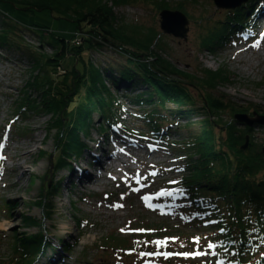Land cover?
Returning <instances> with one entry per match:
<instances>
[{"label":"rangeland","instance_id":"1","mask_svg":"<svg viewBox=\"0 0 264 264\" xmlns=\"http://www.w3.org/2000/svg\"><path fill=\"white\" fill-rule=\"evenodd\" d=\"M98 1H102L104 6L111 10L114 29L124 31V33L120 32L122 35L135 36L140 40L142 36L148 37V35L153 33L155 38L150 43L152 48L151 53L161 55V58L168 60L176 70H186L194 74L197 71L195 67L198 65L204 70H220L219 68L221 67L225 68V73H229L230 75H228L230 78L229 82L227 79L224 80L222 85L218 86L211 95L221 98L226 103L229 102V104L233 105L234 109L240 107L246 111L242 115L251 116V114L255 113L264 117V51L262 55L254 56L250 60L247 59L246 55L240 54L238 55L239 59L235 62L234 56L230 55L232 50L229 47V43L221 45L219 49H213L211 52H203L199 49L200 36L208 35L213 27L218 28L227 38L234 39L237 37L238 34H229V23H226L227 17L229 16V19L232 18L231 12L240 9L244 10V4L234 10H227L216 6L212 0ZM159 1L165 5L164 9H157L155 6ZM16 7L19 9V5H16ZM16 7L13 4L0 5V22L5 21L9 25L17 26V20L25 21L24 18H27L26 14L18 11ZM166 10L179 12L187 19L185 40L163 34L160 31V14ZM40 14H35V17H39ZM223 24H225V27H220ZM233 26L235 24L230 25L231 28ZM50 28L58 37L64 39L76 37V39L71 41L72 44L75 41H81L82 32L75 33L73 24L50 19ZM249 29L251 30V27ZM234 31L238 32L240 28H236ZM16 32L18 36L22 37L23 41L21 42L18 37L13 40L22 43L27 52L23 54L14 50L0 48V134L3 126H6L10 130L11 142L6 145V151L10 147V153L13 152L19 159L17 164L21 163L22 160L19 157L24 153L22 151L25 148H30L29 152L31 154L23 156V168H20L19 171L12 175L9 174L7 181L3 185L0 183V224L4 225V229L6 228L4 232L0 230V264H10L12 260L19 258V254L15 253V249L19 251L16 244H18V237L23 234L28 236L40 233L39 235L45 238L48 245V249L36 259L34 264L49 263L48 259H53L55 255V251L53 252V250L56 247L62 246V244H67L64 240H69L67 237L70 234L74 238L77 235V240L73 247L61 250L60 254L66 255V260L63 264H140L141 260L145 264H149V259L146 258L144 260L141 257L150 256L148 255L149 253L164 252L162 246L158 247L154 243L155 241H164L163 237L159 238V236H156L148 239H139L137 242L148 244L152 249L138 251L140 247L135 250L136 246H133L131 249H133L132 251H136V256L130 257L131 259L126 260V262H123V260L119 262L120 258L118 255L120 253L113 252L117 251V249H107L104 247V238L108 237H114L121 241L127 240L130 243V238L121 235L120 231L128 228L145 227L146 225L144 224H147L149 227L159 226L162 228L161 226L164 225L171 228L173 233L168 235L172 237L167 238L168 248L166 250L173 251L175 255L182 251L190 250L192 246L194 247L197 244V239L199 240L198 236L204 237L205 233L202 232L203 229H188V226L181 224L185 221L184 216L178 219L175 217L167 218L165 215L162 217L165 220H162L161 217L155 214L161 213L162 210L152 211L155 213L151 214L148 212V210L150 211L148 206L142 205L139 200L140 197L136 196L144 193L148 197L149 193L146 191L151 189V186L153 191L157 190L153 194L158 196L164 190V188H159L165 187L164 184L166 182L172 181L176 176L182 177L178 174L177 169L184 163L175 161L176 152L174 153V151L177 146L174 145L175 147H173L172 143H181L187 140L191 133H193L191 129L185 128L189 121L186 118L176 120L177 124L171 128H164L165 130H171L167 135L169 138L165 142L168 148L166 153H159L156 156H147L143 152H139L138 155L127 153L125 155L126 166H122V170H116L115 167L114 172L108 178L110 180L105 179L83 190L73 191L72 196L68 198L65 197L66 192L63 191L61 185L59 191L54 194V197L50 198L49 194L45 195V205L46 208L48 207L52 210V216H48L47 210L43 211V207L36 206V202L41 199L40 190L43 187L42 185L51 181V166L59 158V151L55 148V132L49 131L50 116L42 113L31 114V112H26L24 115L23 111H19L17 106L19 99L22 98L23 93L26 91L32 95L31 99H38V95L35 92L31 91V89H23V87L30 76L36 75L40 78L45 71V68L41 71H32L33 66L29 55H32L39 62H43L40 54L51 56L53 52L49 46L38 49L39 38L37 35L28 34L21 28H16ZM140 34L142 35L140 36ZM249 37L251 40V31L249 32ZM44 39L47 43H52L51 37H44ZM235 40L237 41V39ZM78 42L75 44H78ZM125 48L128 51H132L128 47ZM124 56L115 53L114 50L102 47L94 48L84 53L83 59L85 62L92 63L98 69L107 67L117 69L125 64ZM62 66L67 67L66 69L68 70L73 66L78 67L79 65L76 64L74 58L67 55L66 59L62 62ZM47 70L50 72L49 78L53 76L54 79V76L63 75L57 72V70L54 73L49 68ZM57 81L58 83L60 82V80ZM117 87L115 95L118 98V105L122 116L119 121L126 130H132L134 133L136 131L139 132V129L142 127V121L136 120L137 117H134L139 107L135 109L130 107L126 101V97L139 93L141 88L130 89V86L123 82ZM75 101V103L71 104L70 108H73L78 103L77 98ZM197 105L199 106V100ZM93 119L98 127L103 125L98 114H95ZM222 119L224 123L233 121L231 115L228 113L224 114ZM190 121L192 122L193 119ZM235 126L240 129L244 127L238 122H235ZM252 129L255 141L264 145V126H255ZM194 132H196L195 128ZM217 132L224 135L219 130ZM97 133L99 134V132L93 134L94 139L97 137ZM36 138L38 141H35ZM13 148L18 149L15 151ZM139 158H142L143 162L138 161ZM68 171L63 170L57 173V178H54V181H58ZM6 172L5 170L3 175ZM136 172H142L143 175L146 174L153 178L152 182H147V186L144 187L145 190L141 188L135 195H131L125 180L128 178V175L131 176L132 173ZM108 173H104L103 177L109 176ZM42 178L43 181H41ZM133 178L134 176L132 175L131 179ZM7 182H9V185H6ZM105 195H108V198H105ZM156 201L158 200H154L153 203ZM116 205H121V207H116ZM161 207L163 206L159 208ZM28 215L33 217L36 223H38V227H30L24 224L22 220ZM199 231H201V234L196 236L195 233ZM132 232L144 235L153 234V231L141 230L140 228ZM183 236L190 237L182 239L181 237ZM198 252H203L208 256H215L216 254L214 253V249L200 246L185 253L193 258L199 257L194 255ZM112 253H115L117 256H113ZM141 253H144V255H141ZM182 257L184 258L185 256L182 255ZM182 257L174 256L173 259L159 261V264H211V262L214 264V258L211 259V257L195 263L182 261Z\"/></svg>","mask_w":264,"mask_h":264},{"label":"trees","instance_id":"2","mask_svg":"<svg viewBox=\"0 0 264 264\" xmlns=\"http://www.w3.org/2000/svg\"><path fill=\"white\" fill-rule=\"evenodd\" d=\"M3 4L19 5L17 10L26 14L27 18H24L25 21L17 20V26L0 22V48L22 50L18 41L13 40L18 37L22 41L16 28L37 35L38 49L45 47L44 37L52 38L53 44L49 47L53 53L51 56L40 54L43 62L29 55V59L34 62L32 71L45 68L42 77L30 76L23 87L35 92L38 99H31L32 95L26 91L19 99L17 108L24 115L31 112L50 116L49 131L55 132V147L59 151V158L53 165L55 170L68 165L67 159L71 152L81 150L82 135L90 132L89 128L105 132L110 124L119 121L121 113L115 93L120 83L129 85L130 89L140 87L141 91L134 95L141 100V105L134 97L126 99L129 98L132 105L139 107L137 119L151 134L159 136L158 132L165 130V127L176 125L177 119L189 120L185 128L191 129L193 133L179 143L175 150L183 156L181 161L185 164L182 167V185L192 198L197 199L195 209L199 214L204 213L203 218L207 217L203 202L207 201L214 208L221 209L218 218L222 220L218 221L216 228L222 232L214 238L220 241V251L228 249L223 255L219 252V255L236 264H264V145L255 141L252 128H237L234 120L223 122L222 116L226 113L232 117L246 111L240 107L234 109L229 102L211 95L224 80L229 82V73L224 70L211 72L200 66L194 74L176 70L161 55L151 53L150 43L155 38L153 33L139 40L114 29L112 12L102 1L0 0V5ZM37 13H41L39 17H35ZM230 15L232 18H227L228 28L233 24V27L238 28L247 22L244 19L246 9L236 10ZM50 19L73 24L75 33L82 32L81 41L72 44L71 41L76 38L56 36L50 28ZM206 37L218 39L210 33ZM101 42L106 49L125 55L122 67L98 69L84 61L83 54L94 48H102ZM213 45L201 41V47L207 51L211 52ZM67 55L74 58L79 66H73L63 75L54 76V79L53 76L49 78L47 69L54 73ZM76 98L78 103L70 108ZM95 114L99 115L103 125L97 126L93 119ZM111 118L116 120L106 121ZM246 137L248 142L243 150ZM40 193L41 199L36 202V206L43 207L45 211L46 193ZM46 210L50 216L49 208ZM27 219L25 216L22 220L25 225L38 227L34 219ZM39 234L18 237L16 247L19 251L15 249V253L19 254V258L10 264H33L40 255L39 251L44 254L48 246H45V239ZM104 241V247L116 249L131 248L134 244L112 237L104 238ZM126 244L130 245L126 247Z\"/></svg>","mask_w":264,"mask_h":264},{"label":"bare ground","instance_id":"3","mask_svg":"<svg viewBox=\"0 0 264 264\" xmlns=\"http://www.w3.org/2000/svg\"><path fill=\"white\" fill-rule=\"evenodd\" d=\"M157 9H164L165 5L161 3L160 1L155 5ZM234 10V9H232ZM170 12L169 10H166ZM176 12V11H175ZM179 13V12H178ZM181 14V13H180ZM183 15V14H182ZM186 19V18H185ZM245 20L247 19L246 17L244 18ZM187 20V19H186ZM227 23V22H226ZM225 23V24H226ZM225 24L221 25L220 27H225ZM247 24L251 27V31L254 33V35L251 34V40L249 38V32L250 31H242V32H236L234 31V28H229V34L234 35L238 34V37L231 39L225 37L223 34L221 35L218 32V28L213 27L209 32L211 35L217 37L218 39L213 40L210 37L206 36H200V51L202 50L203 52H206L207 49L204 47H201V41H206L209 44H214L212 47L213 49H219L221 45L223 46L224 44L227 45L228 43L230 44L229 47L231 48V53L230 55L234 56L235 62L239 59L238 55L244 54L246 55L247 59L250 60L254 56H259L263 54V49H262V42L264 40H261V37H264V2H257L256 3V11H254V14L252 13V16H249L247 19ZM260 24L263 26L259 27ZM159 26H160V21H159ZM258 28V29H257ZM221 32V31H220ZM209 35V34H208ZM76 38V37H75ZM237 39V41L235 40ZM21 41V40H20ZM23 41V39H22ZM21 41V42H22ZM19 45L22 47V50L19 49H5L4 50H14L16 52H21L25 54V46L18 41ZM69 43V42H67ZM53 43L49 42L47 43L44 41V46L47 48L48 46H51ZM104 45L103 42H101V46ZM39 46V45H38ZM105 47L106 46H102ZM239 53V54H238ZM264 55V54H263ZM32 61V66L34 65L33 60ZM63 62V61H62ZM59 65L58 67L55 68L57 72L60 74H64L66 72V68L64 66ZM199 67L196 66L195 69ZM201 67V66H200ZM202 68V67H201ZM206 69V68H205ZM221 70H226L225 68L221 67L219 68ZM211 72H215L217 70H211V69H206ZM232 77V76H231ZM227 85V84H226ZM215 92V91H214ZM211 92V93H214ZM209 93V91H208ZM127 97H134L138 104L141 105V100L137 97V95H132V96H127ZM137 97V98H136ZM214 97V96H213ZM216 97V96H215ZM129 98L126 99L128 102L129 106L132 107L133 109L137 108L134 105H132L129 101ZM247 106V105H244ZM137 114L134 116L136 117L138 115V111L136 112ZM238 115V114H236ZM129 116V115H128ZM235 116V115H234ZM234 116H232V119H234ZM111 120H116V118H111L106 120L107 122ZM138 120V119H136ZM105 121V122H106ZM236 121V120H235ZM104 122V123H105ZM101 123L102 120H101ZM114 124V123H113ZM113 124L109 125V129L105 132H100L93 130L92 128H89L90 132H87L82 135V148L74 150L71 152V155L68 157L67 162L68 165L65 167H62L59 170H55L53 165L51 166L52 170V175H51V181L47 183L46 186L42 187L40 192L46 193L47 194H56V192L59 191V188L62 185V189L64 192H66L65 197H70L72 196V192L76 190H83L87 186H91L97 182H99L102 177L104 176V173L109 172L108 174H111L114 172V167L110 165L111 162L114 160H120L121 158H125V155L127 153H134L137 154L139 152L147 153V156H153L152 153L156 152H167V147L165 143L168 138L167 136L161 135L159 133V136L162 138L163 143H158L156 136L153 135L151 141H144V142H138L135 138V136L130 135L129 133L125 132L122 127L120 128H114ZM244 127H247L243 124H241ZM257 124H254V126ZM253 126V127H254ZM248 128V127H247ZM97 133V137L94 139V133ZM170 132L169 129L166 130V134ZM35 141H38L36 138ZM11 142V132L10 130L6 127L3 126L2 132L0 134V183L3 185L7 179L8 175H12L15 172L19 171L20 168L24 167V161H23V156H29L31 152H29L31 149L30 148H25L22 152H24L21 157H19L22 161L21 163H18V158L15 156V154L12 152L10 153V147L7 150V144H10ZM57 149V147H55ZM18 148H13V150H17ZM135 149V150H133ZM140 162H143L142 158H139ZM8 162V163H7ZM122 166H126L124 162H121ZM6 165V166H5ZM6 167V168H5ZM7 171L5 175L4 171ZM68 171L65 175H63L58 181H54V178L56 179L57 176L56 174L61 172V171ZM132 175L134 176L133 179ZM132 175H129V178L127 180V183L131 186L135 185L137 181L142 178V175H137L135 173H132ZM17 182V181H16ZM15 182V183H16ZM6 185H9V182H7ZM57 188V189H56ZM55 192V193H54ZM179 196V193L176 195ZM51 197H54V195H51ZM51 201V200H50ZM204 205H209L211 208L206 212L207 214V219L212 222L213 220L216 219V216L220 212V208H213L212 204H209L207 201L203 202ZM48 208V207H47ZM45 208V210L47 209ZM174 210V209H172ZM49 211L52 212V210L49 208ZM52 216V213H50ZM27 220L33 219L30 215L27 216ZM3 224H0V230L2 232L6 231V228L4 229ZM27 226V225H26ZM74 236L70 234L67 239L69 240H64L65 243L67 244H62V248H70L71 246L73 247L75 245L76 239L73 240ZM45 239V238H44ZM67 241V242H66ZM46 244V241H45ZM45 246H48L47 244ZM42 249H45L44 246H42ZM60 247H56L54 251L61 250ZM46 251V250H45ZM39 257L42 255L41 252L39 251Z\"/></svg>","mask_w":264,"mask_h":264},{"label":"water","instance_id":"4","mask_svg":"<svg viewBox=\"0 0 264 264\" xmlns=\"http://www.w3.org/2000/svg\"><path fill=\"white\" fill-rule=\"evenodd\" d=\"M247 0H213L216 6L223 9H235ZM188 24L185 17L178 12L163 11L160 14V31L163 34L171 35L175 38L184 39L186 38ZM236 122L252 128L254 124L264 125V117L258 116L255 113L252 117L247 115L238 114L234 116ZM248 138H245V144L242 149L247 146Z\"/></svg>","mask_w":264,"mask_h":264},{"label":"snow or ice","instance_id":"5","mask_svg":"<svg viewBox=\"0 0 264 264\" xmlns=\"http://www.w3.org/2000/svg\"><path fill=\"white\" fill-rule=\"evenodd\" d=\"M0 147H2V145H0ZM158 195H171V193H170V192H168V193L161 192V193H159ZM144 199L147 201L149 198H148V197H144ZM116 207H121V205H116ZM122 231H123V229H122ZM154 243H155L158 247H160V246L165 245V244L167 243V241H166V240H165V241H155ZM208 247H209V248H212L213 245H212V244H209ZM160 254H161V253H155V254H153V253H149L148 255H160ZM141 255H144V253H141ZM163 255H164L165 258H167L169 255H172V254H171V253H164ZM183 255H184L185 257H187L189 254L185 253V254H183ZM194 255H195V256H203V255H205V253H203V252H198V253H195Z\"/></svg>","mask_w":264,"mask_h":264}]
</instances>
